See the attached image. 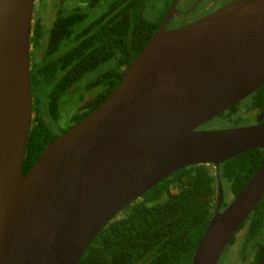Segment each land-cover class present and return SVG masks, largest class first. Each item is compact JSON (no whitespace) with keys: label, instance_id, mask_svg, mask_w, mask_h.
Masks as SVG:
<instances>
[{"label":"water","instance_id":"95a60500","mask_svg":"<svg viewBox=\"0 0 264 264\" xmlns=\"http://www.w3.org/2000/svg\"><path fill=\"white\" fill-rule=\"evenodd\" d=\"M33 6L0 0V264H77L109 220L176 170L264 150V109L253 125L201 129L264 84V0H234L176 29L168 12L112 92L23 174ZM263 196L264 159L222 210L219 182L190 264H218Z\"/></svg>","mask_w":264,"mask_h":264},{"label":"trees","instance_id":"16d2710c","mask_svg":"<svg viewBox=\"0 0 264 264\" xmlns=\"http://www.w3.org/2000/svg\"><path fill=\"white\" fill-rule=\"evenodd\" d=\"M150 1L111 0L94 17L91 11L101 0H86L84 10L65 4L49 27H43L39 10L34 8L29 39L33 117L23 174L44 147L65 132L58 130L61 108L80 102L82 91L100 85L101 91L92 105L82 114L70 116L69 120L76 123L118 84L133 58L157 29L161 18V15L155 17L159 4H155L152 14ZM37 2V9H41V3L48 0ZM249 99L230 106L217 118L233 123L234 127L240 126L243 110L264 106V84ZM263 159L264 150L254 148L223 162L217 169L199 164L176 170L109 220L77 264H190L214 213L218 182L224 188V208ZM236 238L243 239V255L251 249L250 259L243 264H258L264 257V196L226 248L234 244Z\"/></svg>","mask_w":264,"mask_h":264},{"label":"flooded vegetation","instance_id":"af4514ba","mask_svg":"<svg viewBox=\"0 0 264 264\" xmlns=\"http://www.w3.org/2000/svg\"><path fill=\"white\" fill-rule=\"evenodd\" d=\"M78 1V0H77ZM234 0H160L156 18H159L161 15L160 20L158 21L157 29L161 25L163 19L166 17L168 12H171V15L169 17V21L167 23V29H176L179 27H182L184 25L190 24L192 22L197 21L198 19L214 12L215 10L219 9L223 5L230 3ZM62 3V2H60ZM152 5V14L155 13V5ZM34 6H35V0H34ZM33 6V15H34V7ZM65 7V6H64ZM156 7V8H157ZM58 12H56L55 16L52 17L51 22H46V23H52V21L56 18ZM32 15V23H33V17ZM39 16L41 18V23L43 24V18L41 16V13L39 12ZM154 16V15H153ZM31 23V27H32ZM48 25L47 27H49ZM156 29V30H157ZM155 30V31H156ZM31 45H30V50H31ZM30 54V53H29ZM30 57V56H29ZM30 59V58H29ZM30 62V60H29ZM101 91V86H96L92 90H87L85 92H81L82 99L80 102H77L75 104H68L61 108L60 115L58 117V126L60 129H64L65 131L69 129L71 126H73L75 123H72L69 118L72 114H82L85 112L88 108L92 105V102L94 100V97ZM255 92V91H254ZM253 94V93H252ZM251 94L244 98L243 100L237 102L242 103L243 101H248L250 98ZM250 100V99H249ZM79 104V105H78ZM65 108H67V112L65 113V116H62ZM264 109V106L262 108L258 109H248L247 111H242V114L240 115L242 120H243V125L241 124L240 126L244 125H253L257 123V118L259 116V113ZM247 121V122H246ZM62 122V123H60ZM264 122V114L262 117H260V123ZM207 124V123H206ZM201 126V129L205 128V125ZM60 135V134H59ZM214 169H216L213 165H211ZM219 183V182H218ZM221 183V182H220ZM222 186V185H221ZM223 193H224V188ZM223 208L221 207L220 210Z\"/></svg>","mask_w":264,"mask_h":264},{"label":"rangeland","instance_id":"374dc122","mask_svg":"<svg viewBox=\"0 0 264 264\" xmlns=\"http://www.w3.org/2000/svg\"><path fill=\"white\" fill-rule=\"evenodd\" d=\"M38 0H35V8L36 10H39V12L41 13V16L43 18V27H47L48 25H50V23H46V22H51L52 17L55 16L56 12H58V10L61 7H64L65 4L70 5L69 7H81L82 10H84V8L86 7V0H48L47 3H41L43 4L40 8L41 9H37L39 8L38 6ZM111 0H101L99 6L96 9H93L91 11V16L94 17L96 13H99L102 9H104L106 7V5L108 4V2ZM152 1V2H151ZM149 3L150 4H159L160 0H151ZM62 2V3H60ZM72 99H69V101ZM72 105V103H69ZM68 105V104H67ZM66 106V105H65ZM67 112V108H65L62 116H65V113ZM247 122V121H246ZM62 123V122H60ZM230 127H234V124L225 120H221L219 118H214L211 121L207 122V124L205 125L204 129H226V128H230ZM213 168V167H212ZM226 193V192H225ZM226 193V198L229 199V195ZM231 199V198H230ZM232 200V199H231ZM229 200V202L231 201ZM240 235V234H239ZM242 243H243V239L242 238H236V241L234 242V244H232L228 249L226 248L222 254V257L220 258L219 262L222 260V264H243L244 262L248 261L250 259V253H251V249L246 250V256L243 255V247H242ZM244 261V262H243ZM218 262V264H219Z\"/></svg>","mask_w":264,"mask_h":264}]
</instances>
